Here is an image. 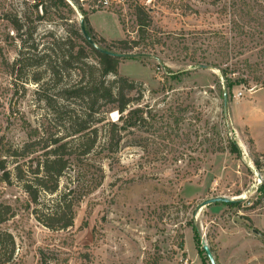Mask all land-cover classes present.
I'll list each match as a JSON object with an SVG mask.
<instances>
[{"label": "rangeland", "instance_id": "1", "mask_svg": "<svg viewBox=\"0 0 264 264\" xmlns=\"http://www.w3.org/2000/svg\"><path fill=\"white\" fill-rule=\"evenodd\" d=\"M64 1L0 0V136L21 144L39 123L54 130L58 117L43 99L61 83L43 73L36 84L39 68L22 67L17 76L13 63L20 50L38 53L64 36L83 13L99 26L97 38L138 42L123 52L132 55L120 58L118 73L141 83L146 123L105 159L103 182L76 205L67 229L39 224L20 186L0 182V202L15 211L1 225L15 240L12 264H210L201 238L216 264H264V0H127L107 7ZM139 20L148 24L142 35ZM60 103L55 99V110ZM117 116L108 114L111 121ZM230 143L239 155L229 152ZM216 196L239 204L200 207Z\"/></svg>", "mask_w": 264, "mask_h": 264}, {"label": "trees", "instance_id": "2", "mask_svg": "<svg viewBox=\"0 0 264 264\" xmlns=\"http://www.w3.org/2000/svg\"><path fill=\"white\" fill-rule=\"evenodd\" d=\"M82 18L90 38L106 52L92 46L73 21L64 36L47 41L38 53L25 55L20 50L13 63L17 76L22 67L43 66V70L32 73L31 80L36 84L42 81L43 73L61 83L55 96L43 99L52 115L58 117L54 130L39 123L29 129L28 139L21 144H12L0 136V182L18 184L27 195V208L34 219L50 230L74 224L76 205L104 180L105 159L116 157L130 129L140 130L146 123L139 106L141 83L120 75V57L109 53L131 50L138 42L123 38L107 43L97 38L86 13ZM138 25L142 35L148 24L139 20ZM14 27L19 32L23 24L17 20ZM31 33L24 32L29 37ZM18 36L22 39V34ZM71 75L75 79L68 83ZM241 82L247 84L249 80L241 78ZM55 99H60V110L54 109ZM112 111L118 114L115 121L108 118ZM229 152L239 155L234 143L229 144ZM254 164L260 167L258 159ZM224 204L236 206L239 202ZM14 215L10 204L0 202V264L14 261V237L1 226ZM188 223L192 224V220ZM194 231L195 238L200 237L197 227Z\"/></svg>", "mask_w": 264, "mask_h": 264}, {"label": "water", "instance_id": "3", "mask_svg": "<svg viewBox=\"0 0 264 264\" xmlns=\"http://www.w3.org/2000/svg\"><path fill=\"white\" fill-rule=\"evenodd\" d=\"M80 25V30L82 32V34L84 35V37L89 41V43L94 46L96 49H98L101 52H106L105 50H103L102 48H100L99 46H97L94 41L90 38V36L88 35L86 28H85V24H84V20L81 19V21L79 22ZM112 55L118 56L120 58L125 57V56H131L132 54H127V53H115V52H109ZM224 97L226 99V91L224 90ZM235 201L234 198H228L225 196H216V197H211L208 199H205L201 202L200 207L211 204V203H216V202H220V203H229V202H233ZM201 245L202 248L210 262V264H216V261L214 259V256L212 254V251L210 250L209 246L207 245L206 241L204 238H201Z\"/></svg>", "mask_w": 264, "mask_h": 264}, {"label": "built area", "instance_id": "4", "mask_svg": "<svg viewBox=\"0 0 264 264\" xmlns=\"http://www.w3.org/2000/svg\"><path fill=\"white\" fill-rule=\"evenodd\" d=\"M127 0H100V3L102 4V6L107 7L112 3H124Z\"/></svg>", "mask_w": 264, "mask_h": 264}, {"label": "crops", "instance_id": "5", "mask_svg": "<svg viewBox=\"0 0 264 264\" xmlns=\"http://www.w3.org/2000/svg\"><path fill=\"white\" fill-rule=\"evenodd\" d=\"M90 24H91V26L94 28L95 31L101 33V30L99 29V26H97V25L95 24V22L93 21L92 18H91V22H90ZM262 151H264V150H262Z\"/></svg>", "mask_w": 264, "mask_h": 264}]
</instances>
